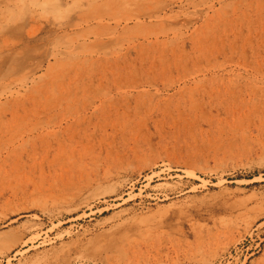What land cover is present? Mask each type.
Masks as SVG:
<instances>
[{"label":"rangeland","instance_id":"obj_1","mask_svg":"<svg viewBox=\"0 0 264 264\" xmlns=\"http://www.w3.org/2000/svg\"><path fill=\"white\" fill-rule=\"evenodd\" d=\"M0 264H264V0H0Z\"/></svg>","mask_w":264,"mask_h":264},{"label":"bare ground","instance_id":"obj_2","mask_svg":"<svg viewBox=\"0 0 264 264\" xmlns=\"http://www.w3.org/2000/svg\"><path fill=\"white\" fill-rule=\"evenodd\" d=\"M37 127V126H36Z\"/></svg>","mask_w":264,"mask_h":264}]
</instances>
